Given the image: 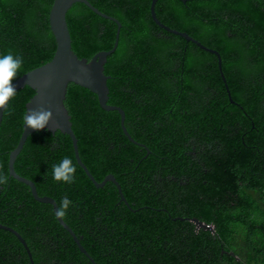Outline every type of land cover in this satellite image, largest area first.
<instances>
[{
	"label": "trees",
	"instance_id": "trees-1",
	"mask_svg": "<svg viewBox=\"0 0 264 264\" xmlns=\"http://www.w3.org/2000/svg\"><path fill=\"white\" fill-rule=\"evenodd\" d=\"M121 23L107 56V103L124 110L128 140L116 110L67 85L64 105L78 153L96 187L77 164L70 137L47 129L29 134L14 161L39 195L73 203L62 219L96 264H264V0H157L165 25L188 33L216 55L160 28L151 0H88ZM53 0H0V56L23 57L17 77L48 62L55 50L49 26ZM79 58L112 47L117 24L81 2L66 12ZM226 85L231 98H228ZM34 90H16L0 123V223L25 239L34 264H92L30 188L9 176L8 156L23 130ZM65 157L73 183L53 179ZM182 217L184 219H180ZM212 224L198 228L189 218ZM0 264H30L27 252L0 228Z\"/></svg>",
	"mask_w": 264,
	"mask_h": 264
},
{
	"label": "water",
	"instance_id": "water-1",
	"mask_svg": "<svg viewBox=\"0 0 264 264\" xmlns=\"http://www.w3.org/2000/svg\"><path fill=\"white\" fill-rule=\"evenodd\" d=\"M156 1L157 0H151L149 6L150 14L153 21L163 30L180 35L187 41L195 43L201 49L216 55L220 76L225 82V77L221 68V57L219 52L213 48L203 45L201 42H199L194 37L190 36L188 33L171 28L162 23L157 18L155 13L154 7ZM182 1L185 2L186 0ZM75 2H81L85 4L98 15L113 20L117 24V29L115 32V38L112 47L108 50L98 51L89 60L84 57L79 58L74 53L71 47V37L66 22V12L70 8V6ZM49 26L56 43L52 58L48 62L23 73L21 76H19L12 82L16 90L22 88L25 85H28L34 90L33 96L25 104V114L28 112L29 109L37 108L40 106H43L44 108H50L53 112V117L49 125L46 126V128L44 129H47L52 133L56 130H59L62 133L67 134L71 139L72 148L77 164L84 170L85 174L92 181V183L96 187H102L107 181H111L117 188L119 194V201H123L130 208L127 200L122 194L120 184L115 179L113 174H106L104 178L100 182H98L90 173L86 165L82 162L78 153L77 138L71 127L70 115L64 105L65 93L69 82H73L84 88H87L97 96L98 103L104 110L118 111L120 116V127L122 129V132L128 138V140L139 146L146 147L143 143L137 142L134 138H132L129 132L127 131L124 125V110L117 105H111L107 103L109 91L107 86V79L109 78V76L104 74V64L107 61V56L116 49L121 23L117 18L100 11L88 0H53L49 11ZM226 90L228 93L229 101L231 103H236L231 98L230 91L228 90L227 85ZM3 111L4 109H0V123L3 116ZM35 131V129L26 128L23 122V130L18 139V142L16 146L9 152L8 173L9 176L26 184L30 188V192L35 200L52 205V209L55 214L56 210L58 209L55 199L48 195H39L34 182L31 179H28L18 174L14 169V161L19 152L21 151L27 136ZM178 218L184 219L182 217ZM56 219L59 224L64 229H66L68 233H70V236L73 238L80 252L83 253L92 264H96L94 259L81 245L79 238L72 231L71 227L62 218L56 217ZM189 219L195 223L196 227H201L203 229H207L211 232H214V226L212 224L205 223L196 217H191ZM0 228L11 232L19 240V242L23 245L27 252L30 264H34L31 251L25 239L20 235V233L14 228L2 223H0Z\"/></svg>",
	"mask_w": 264,
	"mask_h": 264
},
{
	"label": "clouds",
	"instance_id": "clouds-1",
	"mask_svg": "<svg viewBox=\"0 0 264 264\" xmlns=\"http://www.w3.org/2000/svg\"><path fill=\"white\" fill-rule=\"evenodd\" d=\"M23 65L22 56H14L9 53L0 56V109H4L10 98L15 96L16 88L13 85V79L17 77L19 69ZM53 112L50 108L43 106L29 109L23 116V122L26 128L42 130L49 125L52 120ZM53 179L57 182L66 184L73 183L75 180L76 167L72 160L65 157L62 161L51 166ZM9 177L0 174V185L8 183ZM72 201L64 197L59 201V207L55 212L57 218H63L67 210L72 206Z\"/></svg>",
	"mask_w": 264,
	"mask_h": 264
},
{
	"label": "flooded vegetation",
	"instance_id": "flooded-vegetation-1",
	"mask_svg": "<svg viewBox=\"0 0 264 264\" xmlns=\"http://www.w3.org/2000/svg\"><path fill=\"white\" fill-rule=\"evenodd\" d=\"M58 206V205H57ZM54 216H55V214H54Z\"/></svg>",
	"mask_w": 264,
	"mask_h": 264
}]
</instances>
